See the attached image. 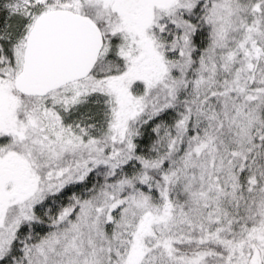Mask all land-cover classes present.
I'll use <instances>...</instances> for the list:
<instances>
[{
	"label": "snow or ice",
	"instance_id": "1",
	"mask_svg": "<svg viewBox=\"0 0 264 264\" xmlns=\"http://www.w3.org/2000/svg\"><path fill=\"white\" fill-rule=\"evenodd\" d=\"M0 264H264V0H0Z\"/></svg>",
	"mask_w": 264,
	"mask_h": 264
}]
</instances>
